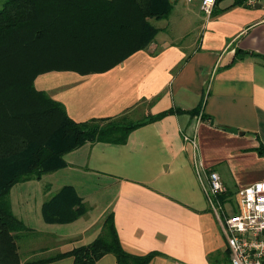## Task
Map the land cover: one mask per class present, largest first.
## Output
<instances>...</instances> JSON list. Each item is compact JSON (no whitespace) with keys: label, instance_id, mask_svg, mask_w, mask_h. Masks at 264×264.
Wrapping results in <instances>:
<instances>
[{"label":"crops","instance_id":"1","mask_svg":"<svg viewBox=\"0 0 264 264\" xmlns=\"http://www.w3.org/2000/svg\"><path fill=\"white\" fill-rule=\"evenodd\" d=\"M179 1L171 0L168 18L151 21L158 32L146 49L109 70H53L34 80L76 122L119 116L141 121L181 110L132 129L124 143L86 142L63 154L62 168L12 186L11 209L25 225L38 215L40 224L68 227L55 233L58 244L47 250L53 256L91 243L112 213L126 252L156 253L148 264H230L193 156L205 171L219 174L227 209L233 210L238 190L264 181V154L258 153L264 150V60L236 55H264V9L223 0L207 17L197 2ZM199 105L200 112L191 115ZM193 133L197 151L184 140ZM45 175L50 181L31 183ZM64 186L74 189L86 210L68 223H46L42 204ZM72 263L67 255L39 264ZM94 264L117 262L105 254Z\"/></svg>","mask_w":264,"mask_h":264},{"label":"trees","instance_id":"2","mask_svg":"<svg viewBox=\"0 0 264 264\" xmlns=\"http://www.w3.org/2000/svg\"><path fill=\"white\" fill-rule=\"evenodd\" d=\"M223 0H216V5ZM244 0H232L241 6ZM171 0H4L0 3V264H39L72 256V264H94L105 254L117 264H148L156 255H133L120 245L113 214L91 243L68 253L38 260L18 254V233L31 229L11 209L10 189L40 180L62 168L63 154L86 142L124 143L129 132L166 115L172 108L141 121L127 116L76 122L62 103L37 90L35 78L48 71L80 74L109 70L132 53L146 49L158 29L151 20L169 17ZM260 57L253 52L236 51ZM201 105L189 111L200 112ZM203 116L201 115V118ZM260 147L258 153L264 154ZM82 199L62 187L41 207L46 223L63 224L85 212Z\"/></svg>","mask_w":264,"mask_h":264},{"label":"built area","instance_id":"3","mask_svg":"<svg viewBox=\"0 0 264 264\" xmlns=\"http://www.w3.org/2000/svg\"><path fill=\"white\" fill-rule=\"evenodd\" d=\"M197 2L200 11L211 16L216 0H186ZM249 8L264 9V0H244ZM197 151V137L184 135ZM193 167L203 185L209 208L218 220L226 238L230 264H264V181L253 183L236 193L235 206L225 207L226 188L216 171H205L194 152ZM205 178V180H204Z\"/></svg>","mask_w":264,"mask_h":264},{"label":"rangeland","instance_id":"4","mask_svg":"<svg viewBox=\"0 0 264 264\" xmlns=\"http://www.w3.org/2000/svg\"><path fill=\"white\" fill-rule=\"evenodd\" d=\"M4 0H0V3ZM229 0L223 2V4H227ZM180 4H184V0L179 1ZM189 6H196L195 2L192 4H187ZM151 21H155L154 19ZM50 175H45L41 182H31L33 185L36 183H45L50 181ZM37 190L32 192H27L29 194H35ZM14 199V198H13ZM98 211H95L97 213ZM39 216L33 215V219L31 221L28 220L26 225L31 229L24 230L18 233V237L16 238V244L18 247V254L21 259L28 258L27 260H38L42 258L51 257L54 255V252L47 251L52 246H56L58 244V239L55 237L58 231L65 230L68 227H59V226H45L44 222L41 221L40 224L38 220ZM26 260V259H25Z\"/></svg>","mask_w":264,"mask_h":264},{"label":"water","instance_id":"5","mask_svg":"<svg viewBox=\"0 0 264 264\" xmlns=\"http://www.w3.org/2000/svg\"><path fill=\"white\" fill-rule=\"evenodd\" d=\"M226 130L232 133H237L238 131L236 128H227Z\"/></svg>","mask_w":264,"mask_h":264}]
</instances>
